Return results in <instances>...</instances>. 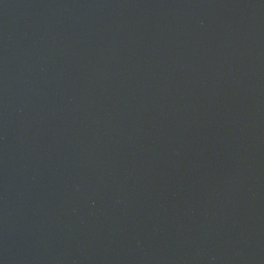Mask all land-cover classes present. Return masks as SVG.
I'll return each instance as SVG.
<instances>
[{"label": "water", "instance_id": "water-1", "mask_svg": "<svg viewBox=\"0 0 264 264\" xmlns=\"http://www.w3.org/2000/svg\"><path fill=\"white\" fill-rule=\"evenodd\" d=\"M163 0H0V264H122Z\"/></svg>", "mask_w": 264, "mask_h": 264}]
</instances>
